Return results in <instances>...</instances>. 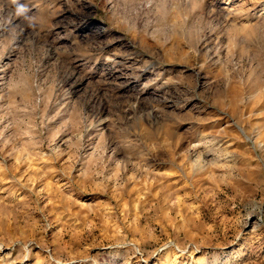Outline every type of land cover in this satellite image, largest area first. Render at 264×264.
I'll use <instances>...</instances> for the list:
<instances>
[{
	"label": "rangeland",
	"instance_id": "rangeland-1",
	"mask_svg": "<svg viewBox=\"0 0 264 264\" xmlns=\"http://www.w3.org/2000/svg\"><path fill=\"white\" fill-rule=\"evenodd\" d=\"M0 264H264V0H0Z\"/></svg>",
	"mask_w": 264,
	"mask_h": 264
}]
</instances>
